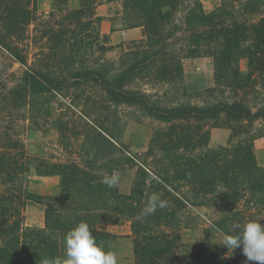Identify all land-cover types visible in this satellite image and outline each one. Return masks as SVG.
<instances>
[{
    "label": "trees",
    "instance_id": "trees-1",
    "mask_svg": "<svg viewBox=\"0 0 264 264\" xmlns=\"http://www.w3.org/2000/svg\"><path fill=\"white\" fill-rule=\"evenodd\" d=\"M102 1L119 5L122 27L143 31L117 61L106 58L96 37L94 8ZM68 2L78 6L65 10ZM0 48L25 68L9 72L16 80L5 84L4 102L19 97L26 105L29 97L93 84L114 106H135L169 123L155 131L140 160L114 149L111 132L91 120L95 126L79 134L103 146L99 166L97 157L31 159L9 128L0 127V264H62V238L79 222L106 251L118 237L107 227L128 222L135 264H243L242 247L227 250L210 233L235 235L237 223L259 218L264 225V165L254 154L255 140L264 137V0H220L208 12L201 0H53L48 18L39 17L35 0H0ZM96 48L94 61L84 65L82 57ZM30 53L35 58L28 63ZM197 57L212 60L213 85L189 93L183 62ZM220 117L227 122L212 126L229 128V141L210 149L207 121ZM155 152L161 158L148 160ZM127 165L136 167L127 193L101 182ZM31 169L58 175L59 193L27 190ZM152 195L166 207L138 219ZM28 203L42 207V225L26 224ZM201 207L211 212L210 226L199 242L183 244L182 214Z\"/></svg>",
    "mask_w": 264,
    "mask_h": 264
},
{
    "label": "rangeland",
    "instance_id": "rangeland-1",
    "mask_svg": "<svg viewBox=\"0 0 264 264\" xmlns=\"http://www.w3.org/2000/svg\"><path fill=\"white\" fill-rule=\"evenodd\" d=\"M201 2L204 10L208 12L217 7L220 0H201ZM35 3L39 17L48 18L53 0H35ZM77 6L78 2H68L64 5V9L70 10ZM119 8L117 3L106 1H102L94 8V14L100 18L96 24V37L105 47L106 58L116 61L123 50L134 46V42L143 37V31L140 28L130 31V35L120 32L130 28L121 26ZM32 29L33 25H31ZM32 50L36 49L30 47V51ZM96 50L97 48L94 53H86L82 57L84 65H90L94 61L98 54ZM34 58L30 53L28 63ZM240 66L245 72L247 61L242 59ZM24 69L19 63L12 62L8 54L0 48V127L9 128L13 136L22 142L31 159L38 157L54 162H68L75 159L78 162H84L97 157L95 165L99 166L103 162L100 158L104 155L103 146L98 144L93 146L90 141L84 140L82 134H79L83 128L89 130L91 126L94 127L93 122H95L102 123L103 127L111 132L114 138V149H120L122 152L127 150L131 157L142 160L146 156L155 131L169 125L167 122L154 121L146 117L135 106H114L108 101L104 91L93 84H88L82 90L66 89L29 97L26 105L23 98L19 97L9 102L2 101L7 90L5 84L9 86L16 80L15 77L8 76L9 72L13 71L17 75ZM183 70V85L187 92L195 93L213 85V66L209 57L187 58L183 62ZM6 75L8 81L3 82V76ZM83 113L87 114L89 119ZM224 122H227L224 117L207 121L208 148L213 149L228 144L230 129L212 126ZM258 126L259 123H256L255 127ZM212 132H214L213 139ZM254 154L258 163L264 165V137L255 140ZM160 158L161 154L155 152L148 157V160ZM93 169L98 170L95 167ZM135 171L136 167L130 165L114 169V174L120 176L118 188L121 192L127 193L130 190ZM99 172H102V169H99ZM26 187L27 190L42 195H57L60 190V177L58 175L40 176L31 169ZM23 213L27 225L43 224L44 217L40 205L28 203ZM182 216V225L185 226L182 229V243L194 245L202 239L204 228L210 226L206 219L212 218L211 212L201 207L197 211H186ZM107 228L118 235L116 239L109 242L110 251L116 254L118 264H135L134 256L127 255L125 244L127 238L122 235L130 229L129 223L123 222ZM210 234L218 242L223 238V235L215 230H212ZM131 241L133 242V239ZM237 257L243 264H256L248 261L242 252H238Z\"/></svg>",
    "mask_w": 264,
    "mask_h": 264
},
{
    "label": "clouds",
    "instance_id": "clouds-1",
    "mask_svg": "<svg viewBox=\"0 0 264 264\" xmlns=\"http://www.w3.org/2000/svg\"><path fill=\"white\" fill-rule=\"evenodd\" d=\"M108 188L116 187L120 183L119 174L105 175L101 181ZM167 202L158 195H152L146 206L138 215V219L154 214L157 209H163ZM260 219V218H259ZM259 219L246 223H237L235 235L225 234L220 241L227 250L242 247V252L248 261L264 264V225ZM62 264H118L117 256L112 251H106L98 245L86 222H79L70 228L62 238Z\"/></svg>",
    "mask_w": 264,
    "mask_h": 264
},
{
    "label": "crops",
    "instance_id": "crops-1",
    "mask_svg": "<svg viewBox=\"0 0 264 264\" xmlns=\"http://www.w3.org/2000/svg\"><path fill=\"white\" fill-rule=\"evenodd\" d=\"M139 27H136V28H130V29H126V30H120V32H124V33H127L128 35H130V31H133V29H137ZM141 29V28H140ZM139 37V36H138ZM191 59H196V58H191ZM213 134L214 132H212V139H213ZM122 235H124L125 237L124 238H127L125 241V244H126V247H127V255L128 256H134L133 254V242L131 241L132 240V237L131 236H128L130 235V229L126 232H124Z\"/></svg>",
    "mask_w": 264,
    "mask_h": 264
}]
</instances>
